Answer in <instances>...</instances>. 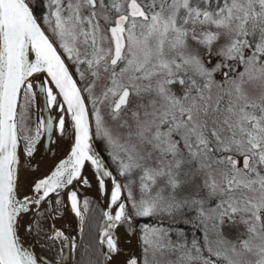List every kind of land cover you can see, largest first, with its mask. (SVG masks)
I'll list each match as a JSON object with an SVG mask.
<instances>
[{"label":"snow or ice","instance_id":"6c2138e0","mask_svg":"<svg viewBox=\"0 0 264 264\" xmlns=\"http://www.w3.org/2000/svg\"><path fill=\"white\" fill-rule=\"evenodd\" d=\"M40 73L50 80L37 83ZM63 113L71 154L22 190L41 138L65 134ZM105 115L129 129L124 143ZM90 116L123 185L94 150ZM86 162L101 190L111 181L116 206L99 233L105 264L122 252L118 226L135 233V219L155 217L123 264H159L165 252L176 256L167 264H264V0H0V264H66L65 248L74 264L76 238L53 228L50 261L20 230L45 205L51 215L50 194L89 184ZM68 198L83 234L88 201L82 211L76 191Z\"/></svg>","mask_w":264,"mask_h":264},{"label":"water","instance_id":"95a60500","mask_svg":"<svg viewBox=\"0 0 264 264\" xmlns=\"http://www.w3.org/2000/svg\"><path fill=\"white\" fill-rule=\"evenodd\" d=\"M52 38V36L47 32ZM53 39V38H52ZM31 58H34V53H30ZM68 63V61H66ZM70 65V64H69ZM37 76V83L40 80L48 81L50 77L46 75V73L36 74ZM78 80L77 76L74 77ZM79 82V80H78ZM54 87V86H53ZM55 90V89H54ZM38 91V89H37ZM58 91V90H55ZM40 99H43L41 94ZM62 99V98H59ZM88 108L90 109L89 103L87 102ZM33 132L35 130V124L38 116V106L37 104H33ZM66 107V106H65ZM50 113L46 110L44 115H49ZM65 115V123H66V132L65 134L60 137L58 140L55 137H49L45 135L41 138L42 142L39 144L38 150L34 153L33 158H31V166L26 163L24 167L20 171V182L22 185V190H27L28 186L32 183L34 179L42 178L45 175H49L51 171H54L55 167L59 164L61 160H65L71 154V148L75 144L74 138V121L71 118L70 113H63ZM90 124H91V131L93 134V145L94 150L99 152L101 157L106 160V157L103 156V152L99 147L93 117L90 116ZM23 136V134L21 133ZM57 135L59 133L57 132ZM23 148V140L21 141V149ZM51 149V151L49 150ZM25 159H28L25 157ZM110 170H112L113 175L116 179L122 184L116 173L111 166H109ZM82 175L87 177L89 180L88 185H84L82 182L74 181L72 185L67 186L64 189H61L59 195L57 196L55 193L50 194V201H51V215L47 210V205L44 208H41L42 215L44 214L45 221L49 224V236L52 234V229H58L64 232L66 236L76 238L79 243V248L81 245V240L83 234H81V222L80 218L76 216V214L71 209V201L69 200V195L72 191L77 192V197L80 201L81 210L83 211L84 201L86 199H94L100 205L102 212L104 211H112L114 214V210L116 209L115 205L110 204V197H111V181L109 179H105V188L101 190L98 185V177L95 174V168L91 166L90 162H86L84 168L82 169ZM126 195V193L124 192ZM56 200H60V204L56 203ZM43 203V202H42ZM42 215H34V213H29L27 216L24 217L22 221V225L33 223V229L30 233L25 231V228L22 226L20 230V235L25 241L26 245H30L42 259L50 260V261H59L60 257L58 255L61 244L60 241L57 240L53 242L52 240L49 241V244L46 245L39 237L38 233L36 232V226L34 222H40ZM86 218V212L84 213ZM86 221V219H85ZM104 223V217L102 215L99 228L98 229V242H99V233L100 229ZM85 226V222L83 228ZM133 228L135 229V233L128 226L125 224L123 226H118L116 231L117 236L119 237L120 247L122 252L119 256L114 258L113 264H123V261L126 257L130 254H134L139 256L141 253L140 248V234H139V227L136 220H134ZM100 245V244H99ZM100 250L102 252L106 251V247L102 248L100 246ZM78 254L79 251L75 254V261L74 264H78ZM64 256L66 259V264L68 262L69 253L68 249L65 248Z\"/></svg>","mask_w":264,"mask_h":264},{"label":"trees","instance_id":"16d2710c","mask_svg":"<svg viewBox=\"0 0 264 264\" xmlns=\"http://www.w3.org/2000/svg\"><path fill=\"white\" fill-rule=\"evenodd\" d=\"M33 2H35V0H33ZM36 14L40 15L39 9H37ZM88 103L90 106V101H88ZM106 160L109 163V166H111L112 169L114 170V173H116V167L113 166L110 159L107 157ZM116 176H118V178L121 181L120 176L117 174ZM123 184L124 183L122 182V185ZM125 193H126V190H125ZM86 200L88 201V211L86 212L85 229H84V233L82 236L80 249L78 250L79 254H78L77 262L78 264H105L103 252L102 250H100L101 248L97 240L98 239V229L97 228H99V224H100L103 212L97 201H95L94 199H86ZM161 219L162 218L160 217H155L152 219H139V218L135 219L136 222L138 223L139 234H141L140 233L141 224H150V225L157 224L158 222L161 221ZM42 220H44V214L41 216V221ZM169 223L170 221L167 220V218H163L164 226H168ZM181 227H184V226L181 225ZM185 230L189 232V238H191V235H190L191 230L189 228H185ZM197 235H199V233H197ZM173 239H175V237H173Z\"/></svg>","mask_w":264,"mask_h":264},{"label":"rangeland","instance_id":"374dc122","mask_svg":"<svg viewBox=\"0 0 264 264\" xmlns=\"http://www.w3.org/2000/svg\"><path fill=\"white\" fill-rule=\"evenodd\" d=\"M50 35H51V33H50ZM68 63H70V65H71V62L70 61ZM77 78H78V76H77ZM78 80H79V78H78ZM136 102H137L136 101V98H133V105ZM90 108H91V102H90ZM103 111L106 114L107 113V108L105 107L103 109ZM32 116H33V107L31 109V119L29 121V126L32 129V131H33V128H32L33 127V117ZM105 119H106V122H107L108 126L110 127V129L112 131L113 136L114 137H118L120 143H124L128 139L127 138V132H128L129 129L127 127H121L120 126L121 121H119V120L118 121H112L109 117H107V115H105ZM122 119H129V122L131 123L130 116H123ZM93 123H94L93 124L94 125V129H95V119H94V117H93ZM96 140H97V143H98L99 147L106 153L107 157L109 158L108 152H107L106 142L103 141L102 139L98 138V137H96ZM113 166H115V165L113 164ZM138 176H139V173L137 172V173H134L133 174V177L132 178L133 179H136ZM120 178H121V181L123 183L126 182V179H127L126 177H121L120 176ZM157 186L159 187V184ZM134 190H137V192H138V180H137V185L134 186ZM154 191H155V189H154ZM183 194H188V193L185 192ZM191 215H195V213L192 212ZM38 223H39V229L36 228V232L38 233L39 237L44 242V244L48 245L49 244V241H50L48 239V237H49V231H50L49 224H48L47 221H45V219L42 220V221H40V222H38ZM85 223H86V221H85ZM84 229H85V226H84ZM83 233H84V231H83ZM175 259H176V256L175 255H169L167 252H165L163 255H160L159 253L157 254V260L159 261V264H167V261L168 260H175ZM247 259L254 261L256 259V257L249 256V257H247Z\"/></svg>","mask_w":264,"mask_h":264},{"label":"flooded vegetation","instance_id":"af4514ba","mask_svg":"<svg viewBox=\"0 0 264 264\" xmlns=\"http://www.w3.org/2000/svg\"><path fill=\"white\" fill-rule=\"evenodd\" d=\"M69 62V61H68ZM70 64V63H69ZM74 71V70H73ZM102 150V149H101ZM102 152H103V156H105L106 158H107V155H106V153L102 150Z\"/></svg>","mask_w":264,"mask_h":264}]
</instances>
